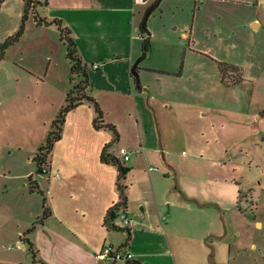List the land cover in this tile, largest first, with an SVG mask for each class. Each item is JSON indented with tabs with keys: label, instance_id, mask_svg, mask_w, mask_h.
<instances>
[{
	"label": "crops",
	"instance_id": "1",
	"mask_svg": "<svg viewBox=\"0 0 264 264\" xmlns=\"http://www.w3.org/2000/svg\"><path fill=\"white\" fill-rule=\"evenodd\" d=\"M38 1L42 2L37 7L40 16L60 19L70 29L87 65L86 93L99 103L104 121L116 127L118 137L111 129L94 125L95 107L85 101L66 116L62 137L54 144L50 172L38 173L36 151L74 85L71 74L69 80L49 79L45 71L39 77L44 89L39 105L35 93L37 116L25 118V131L12 144L20 156L14 155L12 164L0 169V195H6L0 225L14 223L12 236L17 244H37L47 264H57L54 258H60L59 264H72L70 260L74 264H257L249 262L245 258L249 254L243 251L260 252V243L251 240L241 246L247 224L238 218L235 176L224 172L223 163L213 156L195 152L177 161L167 149V137L181 132L178 126H190L194 118L207 115L200 104L190 103L201 102L203 94L197 87L182 85V80L204 79L208 60L217 67L225 62L207 54L199 45L198 33L208 13L214 26L205 29L214 28L219 34L224 29L223 11L232 8L234 1L202 0V5L199 0ZM9 5L15 9L12 12L21 14L22 3L11 0L4 1L0 14L8 12ZM172 13H185L192 23L175 21ZM34 23L41 30L43 46L54 52L56 43L49 32L56 29L62 41L57 26ZM147 31L150 41L137 65V85L132 68L143 54ZM178 54L181 65L169 63ZM95 63L100 65L95 67ZM213 70L222 82L219 68ZM19 99L6 94V103L12 106ZM151 129L154 141L148 135ZM106 146L107 153L127 169L122 181L127 204L120 206L112 227L105 218L120 199L119 170L102 160ZM120 147L127 148L129 160L120 155ZM19 158L23 167L18 165ZM6 204V212L1 211ZM45 206L51 213L37 221ZM121 210L133 218L131 227L122 225ZM263 225L256 220L258 229ZM105 245L124 247L134 253V259H98L96 253Z\"/></svg>",
	"mask_w": 264,
	"mask_h": 264
},
{
	"label": "rangeland",
	"instance_id": "2",
	"mask_svg": "<svg viewBox=\"0 0 264 264\" xmlns=\"http://www.w3.org/2000/svg\"><path fill=\"white\" fill-rule=\"evenodd\" d=\"M11 1L22 3V11L18 16L12 12L15 9L9 5L8 12L0 14V42L17 32L22 23L25 2ZM231 1H234L230 4L232 8L228 7L227 12L223 11L226 15L222 20L224 29L220 30L219 34L213 31L214 28L211 31L205 29L209 24L214 26L213 17L206 14L204 28L198 33L199 45L216 59L237 65L244 79L240 83L226 85L213 70L215 66L218 69L217 65L210 60L205 67L204 79L195 82L184 77L182 85L197 87L204 96L201 102L190 103L200 104L207 115L194 118V121L189 122L190 126H178L181 132L177 131L175 136L172 134L167 137V149L173 151L177 161L195 152L199 153L198 155L205 153L208 157L213 156L223 163L224 172L235 176L233 182L238 190L240 208L238 218L247 224L243 229L245 238L241 246L249 244L251 240L260 243L263 248L260 252L249 248L243 252L249 254L247 257L245 255L249 262L264 264V225L263 229L255 226L256 220H262L264 224V3L263 0ZM197 2L202 5V0ZM217 4L222 8L225 6L219 2ZM39 9H42V6H39ZM170 17H175V21L185 20L192 23V18L188 20L185 13H172ZM255 18L258 20L254 22ZM8 32L10 33L7 34ZM39 32L41 30L35 25L31 12L24 34L6 50L4 58L0 61V169L11 165L14 155L20 156L18 151L14 152L12 144L24 133L25 118L37 116V105L43 101L39 99L41 91L44 90L39 81L41 74L46 71L49 79L70 78L66 46L60 41L59 33L56 29L49 32L56 43V49L52 52L43 46ZM4 35L6 36L3 37ZM178 56L179 54L169 63L180 66L181 60L178 61ZM230 76L225 75L227 80ZM5 93L20 96L18 103L14 106L6 103ZM35 93L38 96L37 105ZM200 106L196 110H199ZM151 132L148 135L151 138L152 134L154 141L152 129ZM184 133L187 137H184ZM11 149L14 154L9 153ZM24 164L21 158L18 165L23 167ZM4 198L6 195H0V207ZM4 207L1 211L6 212L7 204ZM15 229L14 223L9 224V227L0 225V264L46 263L37 244H34L36 254L30 249L28 241L24 246L17 244L18 241L12 236ZM60 261V258H54L57 264ZM70 262L74 264V261Z\"/></svg>",
	"mask_w": 264,
	"mask_h": 264
},
{
	"label": "trees",
	"instance_id": "3",
	"mask_svg": "<svg viewBox=\"0 0 264 264\" xmlns=\"http://www.w3.org/2000/svg\"><path fill=\"white\" fill-rule=\"evenodd\" d=\"M5 0H0V8ZM47 1V0H45ZM25 7L24 13L22 16V23L20 28L14 34L8 36L4 41L0 42V61L4 58L6 50L14 45L17 41L20 40L22 35L26 30V21L28 20L31 12L33 13L34 20L37 25H50L55 24L60 31L61 39L66 46V56L70 62V74L71 80L74 82L72 89L68 92L67 97L65 99V103L62 105L58 113L56 114L55 118L52 120L51 127L42 142V144L38 147L36 151V155L34 160L37 163V172L42 173L43 167H51V156L54 148V144L62 137L63 127L66 121V116L69 111L77 107L78 105L82 104L85 101L91 102L96 110V118L94 120V125L98 128L106 127L111 129L117 139L118 132L116 127L111 123H106L104 121V114L103 110L101 109L99 103L89 96L86 93V88L89 82L88 79V72H87V65L83 61L77 43L74 37L71 35L70 29L65 27L60 19H52L49 20L40 16L37 12L38 5H41L42 2L38 0H24ZM219 71L222 76V82L226 85L229 84H237L240 83L244 78L242 75L241 69L234 64L228 62H220L219 63ZM231 75L227 80L225 75ZM102 160L106 163H111L118 167L119 175H118V189L120 192V199L117 204L112 206L106 215L105 223L112 227L114 224L112 221L117 217V212L121 205L127 204V194H126V186L122 182L127 169L121 164L119 158L116 156H112L111 154L107 153V146L104 148L102 152ZM51 210L49 207L45 206L42 212V215L37 218V221H43L49 214ZM34 229L32 226L27 232L30 233ZM30 249L36 254V250L34 249V244L29 241ZM44 264H46L44 262Z\"/></svg>",
	"mask_w": 264,
	"mask_h": 264
},
{
	"label": "built area",
	"instance_id": "4",
	"mask_svg": "<svg viewBox=\"0 0 264 264\" xmlns=\"http://www.w3.org/2000/svg\"><path fill=\"white\" fill-rule=\"evenodd\" d=\"M137 2L143 1V0H136ZM100 63H95L94 66L98 67ZM120 155L125 159H130V153L125 147H120L119 149ZM156 169V168H154ZM50 169L48 167H43L42 173L46 174L49 173ZM119 218L122 222V225L126 228L131 227L133 225V218L129 216L128 212L126 210H121L119 212ZM96 257L98 259L103 260H110V261H121L126 260L130 261L134 259V253L127 250L124 247H115L113 245H105L101 250H99L96 253Z\"/></svg>",
	"mask_w": 264,
	"mask_h": 264
},
{
	"label": "water",
	"instance_id": "5",
	"mask_svg": "<svg viewBox=\"0 0 264 264\" xmlns=\"http://www.w3.org/2000/svg\"><path fill=\"white\" fill-rule=\"evenodd\" d=\"M160 0H157V3L159 2ZM149 13V12H148ZM148 33V36L144 42V51H143V54L142 56L134 63L133 65V68H132V73L134 74L135 78H136V83L137 85L140 84V78H139V74H138V71H137V65L139 63L140 60H142L145 56H146V53H147V45L150 41V31H147Z\"/></svg>",
	"mask_w": 264,
	"mask_h": 264
}]
</instances>
